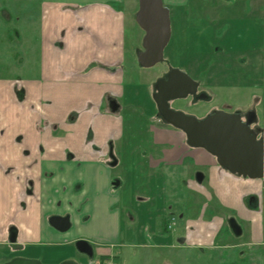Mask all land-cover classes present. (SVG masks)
<instances>
[{"label": "crops", "instance_id": "crops-1", "mask_svg": "<svg viewBox=\"0 0 264 264\" xmlns=\"http://www.w3.org/2000/svg\"><path fill=\"white\" fill-rule=\"evenodd\" d=\"M136 1L24 0L40 5L33 16L38 26L34 24L37 43L32 50L37 57L32 69L27 70L29 61H23L12 79L0 81V248L9 256L56 264L76 257L75 243L84 239L94 245L97 256L114 255L117 264H125L122 253L105 248H147L151 245L143 238L147 226L140 232L130 226L173 219L171 233L164 238L160 230L149 229L154 244L213 245L220 242L223 227L230 225L248 244L264 245V179L231 173L204 148L188 149L183 131L147 145L150 156L126 151L123 159L130 164L132 185L128 196L121 192L122 180L113 184L116 167L110 164L111 157L117 166L121 162L117 149L128 146L105 121L111 112L122 111L119 97L137 91L126 81L124 66L129 18L125 8ZM189 1L164 4L174 6L171 17L175 10L178 17ZM248 1L253 14L259 3L264 5V0ZM259 13L256 18H264ZM252 51L242 57L241 65L255 61L264 65V56H252ZM26 74L32 78L24 79ZM22 92L25 99L33 94L35 102L28 109L20 99ZM258 95L254 90L249 99ZM111 99L118 102L117 110H111ZM42 121L48 125L42 126ZM29 183L32 192H27ZM153 200L155 208L143 207ZM130 205L136 212L129 211ZM53 214H69L71 228L62 232L51 226ZM10 225L19 230L17 251L7 240Z\"/></svg>", "mask_w": 264, "mask_h": 264}, {"label": "rangeland", "instance_id": "rangeland-1", "mask_svg": "<svg viewBox=\"0 0 264 264\" xmlns=\"http://www.w3.org/2000/svg\"><path fill=\"white\" fill-rule=\"evenodd\" d=\"M198 5L196 0H190L182 6L181 15L177 17L175 10L172 21V36L165 48V59L153 67L140 65L137 53L143 50V38L145 31L136 20L139 10V0L128 5L125 10L128 13L126 27L127 53L124 62L126 81L136 88V92L128 98L119 97L122 111L111 112L106 119V125L114 128L113 134L121 135L120 138L128 149L118 148L121 162L115 166V179L123 181L121 192L127 195L131 192V184L128 182L130 164H126V151L135 150L143 156H150L152 145L159 137L170 138L181 132L173 126H169L160 116L158 106L154 99L157 91L156 81L165 76L169 67H177L187 72L200 84L201 88L209 94L205 101L194 99H182L173 101V105L190 110L197 115H204L207 110L214 108H227L246 113L254 110L261 122V135L264 131V65L255 61L243 66L242 57H247V51H252V56L262 54L264 56V18L257 19V13H264V8L259 3V10L251 13L248 0H203ZM217 2V3H215ZM169 9L175 8L165 3ZM201 6V7H199ZM198 7V8H197ZM40 5L25 4L24 0H0V81L12 79L20 67V64L28 62L27 70L32 69L35 63L33 47L37 43L34 34L33 16H37ZM263 9V11H262ZM30 16L25 20L23 16ZM250 12V14H249ZM200 14V15H199ZM260 14V13H259ZM198 16V17H197ZM200 17L202 19H200ZM31 50V51H30ZM32 74H26L24 79H31ZM153 79L150 90L147 83ZM223 86V88H220ZM259 95L249 99L251 92ZM25 107L34 104L33 94L22 99ZM197 102V103H196ZM241 104V105H239ZM80 123L79 125H81ZM78 125V126H79ZM103 124L102 127H106ZM76 126V127H78ZM75 127V128H76ZM119 130V132H118ZM123 130L121 133L120 131ZM74 136L78 129H74ZM61 133V132H58ZM49 134L56 135L52 131ZM44 134H42V137ZM57 136V135H56ZM188 146L192 150L193 147ZM130 146V147H129ZM136 147V148H135ZM152 147V146H151ZM195 185L200 184L195 180ZM155 201L146 202L144 208H151ZM129 211H135L134 205L129 206ZM136 212V211H135ZM178 222H182L177 216ZM176 219V222H177ZM157 222H138L131 225L136 232L144 230V241L151 244L152 231L161 229ZM127 227V225H126ZM149 227V228H150ZM194 225H190L189 235L193 232ZM188 234L185 233V235ZM163 238L164 234H160ZM264 238V231L262 232ZM225 240V239H224ZM191 242V239L189 240ZM246 241L245 238L233 236L227 242L231 245ZM11 247V246H10ZM3 248L0 249L3 252ZM243 260L239 256L242 246L228 247V259L224 263V256L220 252L210 249H201L191 245L135 248L132 246H107L108 252L121 254L125 258V264H264V245H244ZM98 252V249H97ZM78 257V256H77ZM6 258V257H5ZM5 258H2L3 261ZM80 261L79 257L76 258ZM92 264H98L97 256L87 257ZM226 259V258H225Z\"/></svg>", "mask_w": 264, "mask_h": 264}, {"label": "water", "instance_id": "water-1", "mask_svg": "<svg viewBox=\"0 0 264 264\" xmlns=\"http://www.w3.org/2000/svg\"><path fill=\"white\" fill-rule=\"evenodd\" d=\"M136 20L145 31L143 50L137 56L141 66L149 68L164 60L165 48L172 36L170 9L164 0H139ZM154 99L160 116L169 124L183 130L190 146L204 148L217 158L218 163L233 174L251 179H264V136L251 127L256 112L250 111L243 120L239 112L217 109L203 118L187 114L169 106V100L196 94L198 82L187 72L174 67L167 78H159ZM254 116L251 119L249 116ZM52 224L65 231L70 227L69 216H54ZM87 245V246H86ZM80 251L93 255L87 241L77 242ZM4 264H43L41 260L17 256ZM62 264H78L65 261Z\"/></svg>", "mask_w": 264, "mask_h": 264}, {"label": "flooded vegetation", "instance_id": "flooded-vegetation-1", "mask_svg": "<svg viewBox=\"0 0 264 264\" xmlns=\"http://www.w3.org/2000/svg\"><path fill=\"white\" fill-rule=\"evenodd\" d=\"M171 14V13H170ZM165 54V53H164ZM165 59V58H164ZM172 68V67H171ZM171 68L169 67V69L167 70V72H166V74H165V76H163V77H161V78H167V76H168V73H169V71L171 70ZM174 68V67H173ZM198 82V81H197ZM25 97V94H23V92H22V94H20V99L22 100L23 98ZM194 99V100H200V101H205L207 98H209V94L207 93V92H205L202 88H201V86H200V84L198 83V89H197V92H196V94H190V95H188L187 97H184V98H177V99H171V100H169V106L171 107V108H173V109H176V110H182V111H184L185 113H187V114H191V115H195V116H197L198 118H203V117H205L206 115H208V114H210V113H213L215 110H217V109H224V110H226V111H230V112H238V111H235V110H231V109H227V108H214V109H209V110H207L206 111V113L204 114V115H197L196 113H194V112H192V111H190V110H187V109H184V108H182V107H177V106H174L172 103H173V101H176V100H182V99ZM197 103V102H196ZM110 105V107H111V110H117L118 108H119V104H118V102L115 100V99H111L110 100V103H109ZM250 111H252V110H248L246 113H242V112H239L240 114H241V116H242V118H243V120H246L247 119V116H248V114H249V112ZM251 119H254V116H252V115H250L249 116ZM69 118L70 119H74L75 118V115L74 114H70L69 115ZM162 118V117H161ZM163 119V118H162ZM164 120V119H163ZM165 121V120H164ZM166 122V121H165ZM167 123V122H166ZM169 124V123H168ZM44 125H48V124H46L45 123V121H42V126H44ZM169 126H173V125H171V124H169ZM54 127H57V125H54ZM174 127V126H173ZM251 127L253 128V129H255V130H257L259 133H258V137H261V136H263V134L261 135V129H262V125H261V122H260V119H259V117H258V115H257V113H256V120L253 122V123H251ZM176 128V127H175ZM177 129H179V128H177ZM181 130V129H180ZM57 131V129L55 130V132ZM181 131H183V130H181ZM57 132H59V131H57ZM184 132V131H183ZM185 133V132H184ZM186 134V133H185ZM187 136V135H186ZM193 147V146H192ZM114 158H116V157H114ZM110 164L111 165H113V166H116V164H117V161L114 159L113 160V158L111 157V160H110ZM121 179H115L114 181H113V184L114 185H120L121 184ZM32 183H29V189L27 190V192H32V187L30 186ZM54 216H69V218H70V227L67 229V230H69L70 228H71V225H72V222H71V216L69 215V214H53V215H51L50 217H49V223L51 224V226H53L55 229H57L53 224H52V222H51V219L54 217ZM175 224V219H173L171 222H167V221H163L162 222V225H161V229H160V232H161V234H164V235H169L170 233H171V230H172V227H173V225ZM166 226H167V228H166ZM150 227V226H149ZM148 227V229H151L152 227H150L149 228ZM166 228V229H165ZM57 230H59V229H57ZM67 230H65V231H67ZM157 230H159V229H157ZM59 231H61V230H59ZM65 231H62V232H65ZM238 232H240L239 231V229L237 228V227H232V226H230V225H227V226H225V227H223V229H222V231H221V235H220V242L219 243H217V244H213V245H198V246H196V247H198V248H201V249H210V250H213V251H215V252H220V254L222 255V256H224V263H226V261H227V259H228V253L226 252L228 249V247H236V246H242V249H240L239 250V256L241 257V259L243 260V254H244V248H243V246L244 245H248V242H245V241H242V242H240V243H238V244H233V245H231V244H229L227 241L229 240V239H231L233 236H235V237H237V238H240V236L241 235H238ZM18 237H19V230H18V228H17V226L16 225H10L9 227H8V229H7V240L8 241H10V243H11V245H13V248L12 249H14L15 251H17V249L19 248V244H18ZM225 239V240H224ZM80 240H84V239H78L77 241H76V243H75V247H76V249H77V252H78V257H79V259H80V261H78L76 258H78L77 256L76 257H73V258H65V259H62V260H60L59 262H57L56 264H62L63 262H65V261H74V262H76V263H78V264H92V262H90L88 259H87V257H91V258H94L95 256H97V254H96V251H95V247H94V245L92 244V243H90L89 241H87V240H84V241H87L88 242V244H90L91 246H92V248H93V255H89V254H87V253H85V252H82V251H80L79 249H78V247H77V242L78 241H80ZM187 241V240H186ZM183 245L185 244V245H188V244H186V243H182ZM152 245H153V242L151 243V245H149V246H151L152 247ZM87 246V245H86ZM159 246L160 247H165V246H170V244H168V243H165V244H163V245H160V244H156V247H158L159 248ZM79 255H81V256H83V257H85L86 259H87V261L88 262H85V261H83L82 259H81V257L79 256ZM17 256H20V255H14V256H9V254H6L5 253V251L3 250V252L2 251H0V264H4L5 262H7V261H9V260H11L12 258H14V257H17ZM6 257V258H5ZM8 257V258H7ZM22 257H25V256H22ZM2 258H5L3 261H1V259ZM31 258H36V257H31ZM97 258L99 259V262H98V264H108V262H110V261H113L115 264H117L116 263V258H115V256L114 255H112V256H110V255H103V256H97ZM226 258V259H225ZM36 259H39V260H41L42 261V263L43 264H49V263H47V262H45L43 259H41V258H36Z\"/></svg>", "mask_w": 264, "mask_h": 264}, {"label": "built area", "instance_id": "built-area-1", "mask_svg": "<svg viewBox=\"0 0 264 264\" xmlns=\"http://www.w3.org/2000/svg\"><path fill=\"white\" fill-rule=\"evenodd\" d=\"M263 136H264V131H263ZM108 264H115L113 261L108 262Z\"/></svg>", "mask_w": 264, "mask_h": 264}, {"label": "trees", "instance_id": "trees-1", "mask_svg": "<svg viewBox=\"0 0 264 264\" xmlns=\"http://www.w3.org/2000/svg\"><path fill=\"white\" fill-rule=\"evenodd\" d=\"M166 228H167V226H166ZM166 228H165V229H166Z\"/></svg>", "mask_w": 264, "mask_h": 264}]
</instances>
